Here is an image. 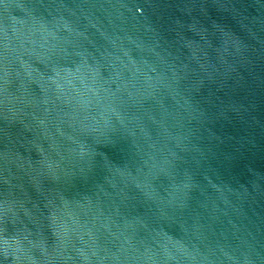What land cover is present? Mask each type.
<instances>
[{"label": "water", "instance_id": "obj_1", "mask_svg": "<svg viewBox=\"0 0 264 264\" xmlns=\"http://www.w3.org/2000/svg\"><path fill=\"white\" fill-rule=\"evenodd\" d=\"M0 264H264V0H0Z\"/></svg>", "mask_w": 264, "mask_h": 264}]
</instances>
